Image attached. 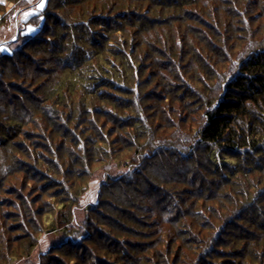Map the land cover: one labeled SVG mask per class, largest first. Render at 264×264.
I'll return each instance as SVG.
<instances>
[{"label": "trees", "instance_id": "obj_1", "mask_svg": "<svg viewBox=\"0 0 264 264\" xmlns=\"http://www.w3.org/2000/svg\"><path fill=\"white\" fill-rule=\"evenodd\" d=\"M7 1L15 5L13 12L28 2ZM76 1L47 0L43 11L28 20L38 31L13 53L0 54V192L3 190L10 197L0 200L1 207H10L0 211V236L1 230L10 227L7 221H13L11 227H17L21 237L26 233L24 230L31 227L30 234L35 239H25L27 243L13 252L16 254L11 253L9 241H5L2 257L30 256L36 247L34 241H38L37 231L44 223L36 218L59 213V222L57 215L52 224L47 222V227L43 228L49 233L55 225L64 235L40 253L37 264H69L70 261L78 264H236L240 249L229 250L228 247L238 245L242 238L229 234L228 230L234 226L246 227L240 222L248 223L244 232L264 230L258 224L253 227L256 231L251 230L252 222H256L252 214L258 219L264 217V175L251 178L247 184L235 180L232 190L221 196L220 202H227L221 207L201 206L196 215L207 213L209 218H204L202 227L210 231L206 237L197 233L193 241L187 237L196 254L190 250L182 254L183 262L176 254V260L171 262L172 247L170 251L155 254L152 249L163 240L173 246L178 239L170 224H178L189 216L184 197L187 191L194 194L193 197L213 200L209 189H215L217 182L223 185L237 175L249 177L255 170L264 174V36L260 37L264 33V0H114L112 6L107 4L100 8L82 7ZM73 7L81 11L75 14ZM3 12L0 10V27L9 22L10 14ZM255 22L258 25L254 26ZM102 26L104 28L99 30ZM145 27L152 29V36L147 40L141 30ZM61 32H64L62 36ZM115 33H120L121 39L112 40L111 34ZM195 33L197 38L192 39ZM130 41H134V45ZM41 56L42 62L45 61L43 56L50 57L43 67L54 64L56 74L69 73L67 82L55 84L53 98L45 88L47 78L42 80L44 68L40 69L44 75L35 76L36 61ZM95 56L99 57L97 61ZM214 56L222 58L217 60ZM234 56H238L237 59ZM16 59L24 62V66L6 82L8 76L3 63ZM228 65L229 70L224 72L222 66ZM214 79L222 82L214 84ZM198 86L204 91L201 90V94ZM187 101H198L197 118L194 116L196 106ZM14 104L18 107L26 104L21 112L35 125L33 131H21L26 119H19V109L11 111ZM148 110L164 115L166 129H172L173 134L183 133L178 143L174 142L178 144L175 148L178 159L189 163L199 158L195 164L205 163L211 171L210 183L206 182L207 178L200 181L202 195L193 193V183L195 181L196 185L201 177H194L192 184L188 182L191 188L180 193L147 174L151 163L164 156L165 150H171V145L164 141L166 137L154 140L158 127L153 141L145 138L140 143L144 133L147 135L151 130L145 128L143 134L137 131L141 127V115L149 114ZM186 111H189L187 119L183 120L185 116L181 115ZM191 116L192 126L197 123L198 128L192 134L196 127L187 126L191 130L187 136L183 129L179 131L177 124L181 127ZM119 131L126 134L122 137L125 143ZM114 134L118 137L113 139ZM19 135H22L20 139ZM56 136L62 138L58 144ZM131 141L137 144L123 162L125 169L116 177L105 174L104 179L105 172L101 174L95 204L78 226L73 224L74 210L81 207V198L88 193L93 164L99 163L104 169L106 164L102 157L127 154ZM67 142L72 148H65ZM116 143L122 147L104 150L106 153L99 156L93 154L101 149L99 147ZM68 150L80 152L85 160L81 161L80 155L75 153L69 158ZM80 163L85 165L82 172L77 173V181L67 182V178L74 175V166ZM193 174L198 176L195 170ZM7 182L10 186L6 188L4 183ZM30 182L44 184L37 190L28 186ZM105 187L112 190L109 193L112 199L108 201L103 199ZM71 189L76 190L71 193ZM115 191L118 192L116 197ZM67 192L68 196H64ZM155 192L161 197L154 201ZM49 194L52 197L48 206L35 208L31 204L37 197ZM171 200H177V204ZM143 201H153L155 205L167 201L171 204L167 206H173L179 216H171L175 211L170 214L165 208L154 214V208ZM195 227V224L186 225L190 231ZM98 234L108 244L97 240ZM69 236L71 238H67ZM130 237L144 241L132 243ZM224 237L229 242L225 243ZM199 248L203 249L198 251ZM20 251L25 254L18 256ZM148 251L151 256L146 255ZM140 253L146 256L136 257ZM258 261L264 264L262 250L254 258L255 263Z\"/></svg>", "mask_w": 264, "mask_h": 264}, {"label": "rangeland", "instance_id": "obj_2", "mask_svg": "<svg viewBox=\"0 0 264 264\" xmlns=\"http://www.w3.org/2000/svg\"><path fill=\"white\" fill-rule=\"evenodd\" d=\"M76 2H77L76 3L77 5H79V3H81L82 7L86 6V5H91V6H95L97 8H100V6L103 7V5H107V4L112 6L114 0H111L112 3H110V0H82V1L81 0H77ZM46 3H47V0H28L26 6H24L23 8H20V9H15V11L13 12L11 10L15 7V5H13L12 3L8 2L7 0H0V4H3L2 6L0 5V8H3V9H0V10L4 11L3 12L4 14H7V15L10 14V16L7 18V20L9 22L5 23L2 27H0V49H2V50H0V54H11V53H13L14 50L18 49L22 44H24V42L26 41V39L28 37H31L32 35H34L38 31V27L36 25L32 24L31 22H28V20H30V18L40 14L43 11V9L46 7ZM41 4H43V7H40ZM76 4H73L72 6H74ZM71 10H72V12L74 11L75 14H76V12L81 11V10H79V8H74V7ZM0 17H1V14H0ZM40 25L41 24H39V26ZM256 25H258L257 22L254 23V26H256ZM102 28H104V27L103 26L100 27L99 30H102ZM149 29H150V27L141 28V30L143 31L142 32L143 38H145V40H147L148 37L152 36V32H151L152 29L151 30H149ZM63 33L64 32H61V36H62ZM195 34H196V36L192 35V39L193 38L194 39L197 38V33H195ZM20 35L22 36V38L19 39ZM111 36H112V40L113 39L116 40L119 37L121 39V34L120 33L111 34ZM122 36H123V34H122ZM263 36H264V33L260 37H263ZM133 42L134 41H132L131 43L133 44ZM110 45H111V43H110ZM66 50H67V47H66ZM236 52H235V55H236ZM62 56H63V58H65L64 57V56H66L65 52H64V54H62ZM214 57L217 60H218V58H222L221 56H214ZM237 57L238 56H234V59H237ZM43 58H45V61L43 60L44 63L41 61L42 60V56L37 58L34 72L37 74L35 76L44 75L43 73H41V70H40L41 68H44L43 71H44L45 75H44V78L42 80H45L47 78V84H46L45 88H47L48 92L50 93V95L53 98L54 96H56L55 94H53L54 88H55V84H57L59 81H61V82L62 81L63 82L66 81L67 82V79H69V73L67 72V73H64L63 75H61L62 72H58V74H56L58 70L54 66V64L45 65V66H47L48 69L46 67H43L45 62H46V60H49L50 57L43 56ZM95 59L97 61L99 59V57L97 58V56H95ZM220 61H222V60L220 59ZM20 62H18L17 59H16L15 62L6 63V61H5L3 63V64H6L5 65V70H6V74L8 76L7 79H6V82L10 81L11 77L13 76L12 74H15V72H18L19 69L22 66H24L23 65L24 62H22V61H20ZM150 62L151 61L148 60L146 63L149 65ZM223 62H225V61H223ZM159 63H157L156 66L159 67V65H160ZM86 66L88 67V64H86ZM150 66L151 65H149V67ZM193 67L196 68L197 66L195 64H193ZM45 68L47 70H45ZM222 68H223L224 72H227L229 70L228 68H230V67L228 65L227 67L226 66H224V67L222 66ZM46 73H48V75H46ZM10 75H12V76L10 77ZM156 81L157 80H155V82ZM220 82H222V81L220 80ZM220 82H219V80L218 81H216L215 79L213 80L214 84H217V83H220ZM197 90H198V92L200 94H201V92H200L201 90H202V92H204L203 89L200 86H198ZM11 94H13V93H11ZM192 102L193 101H190V102H188V104L191 103L190 104L191 106H196L194 108V110H196V113L194 114V116L197 118V115L200 114V113H198L199 111H197V109H198L197 108L198 101H195V103H192ZM14 105H16V106H15V108L11 109V111L14 112L15 109H19L18 110V112L20 111L19 119L20 120L21 119L22 120L26 119L25 120V125L22 126L21 131L22 132H24L26 130L33 131L35 125L33 126L32 125V121L27 119V114L25 112H24L25 114H23V115H22V112H21L23 109H26L25 108L26 104H22V107H21L20 104H19L20 105L19 107L17 106V104H14ZM141 107L143 108L144 104H143V106H140V108ZM142 108H141V110L143 111ZM178 108H179V106H178ZM153 111L150 112L148 110L149 114H147L148 116H151L152 118L154 116L153 119L152 118L151 119L148 118L147 115H143V114H142L143 116L141 115V117H142L141 118V120H142L141 127L137 128V131H139V132H141V134H143L142 132H143V130L145 128L146 129L151 128V130L149 129L150 132L147 130L148 131L147 135H146V133H144L145 137H143L142 140H140V143L142 144L145 141V138L146 139L148 138L149 140L151 139L153 141V139H154L153 134H154L156 128L158 127L159 131L157 129V134H155V139L154 140L157 141L156 140L157 137H160V138L161 137H163V138L166 137V139H164V141H166L167 143H169L171 145V148H170L171 150L170 151L165 150L164 156L158 158L157 160H154L151 163V166L148 168V170H146L147 174H150L151 177L154 180H156L157 182H160V183H163V184L165 183L166 184V186H165L166 188H170V189L173 188L172 191H176L177 190L180 193L182 191L186 192V190L191 188V185H189L188 182H190L192 184V181H193L192 179H194V177H198V178L201 177L200 180H198L196 185L194 184L195 181L193 183L194 188H195L193 193L196 192L197 194L200 195L201 194V191H200V183L201 182L200 181H201L202 178H207L208 181H206V182L210 183L211 181H209V179L211 180V177L209 176V174H210L211 171L209 170V168H207L205 163H201L200 162L199 164H195L194 161H198L199 158L198 159H193V160H191V162L189 161V163H187L188 160L178 159L179 153L175 152V148L177 147L176 145H178L176 143H178L179 136H181L183 133H180L179 135H177L178 134L177 131H176L177 133L173 134L172 132H174V131L172 129L171 130L166 129V125H165V122H164V120H166V119H165L164 115H162L160 113L159 114L153 113ZM188 112L189 111L184 112V115H181V114L178 113V115L185 116V118L183 117V120H186L187 119L186 116H187ZM200 112L202 113L203 109H201ZM35 117H37V116H35ZM192 117L193 116L189 117L190 120L187 123H185L184 125H181V127L183 126L182 128L180 127L179 123L177 124V126L179 127V131L181 132L182 129H183L184 134L187 135V136H189L188 134H191V133L195 134V132H196V130L198 128V124L196 123V124L193 125L196 128L192 129V132H191V130H188L187 126L189 128H193V126H192L193 120H191ZM175 120L178 121V117L175 118ZM163 127H165V128L163 129ZM22 132H21V134H22ZM115 135L116 134H114L111 137L113 139H114V137L117 138L118 136L117 135L115 136ZM124 135H126V134H123V132L119 131V137L122 138ZM21 136L22 135H19L18 139H20ZM194 136H196V135H194ZM163 138H162V140H163ZM122 139L124 140V138H122ZM61 140H62L61 137L56 136L55 142L57 144ZM122 142L125 143L126 140H124ZM174 142H176V143L174 144ZM56 143H54V149H57V144ZM66 144L67 145L65 146V148L66 147L72 148L69 142H67ZM136 144H137V142L131 141V147H130L131 150H127V154L124 153L123 155H120L119 157L118 156H112V158L109 157L107 159H106V157L105 158L102 157L103 160H105V164H106V166L104 168L105 170L103 169V167H101L102 165H99V163L98 164H96V163L93 164L94 173H93V175H91L92 177L89 180V184H88L89 185V190H88V193L84 194L82 196V198H81V207L77 208L76 210H74L75 218L73 219V224L78 226L79 223H81L85 219V216L87 214L86 213L87 210L92 205L95 204V202H96V193H97V190H98L99 185H100L99 178L101 177V174L105 172L104 173V179H106L105 174H111V175H114L115 177L118 174H120L121 171H123V169H125V167L123 166V165H125V163H123L126 160L125 158L131 156L130 155L131 151H133V149L135 148ZM118 146H120L119 143L112 144L110 146L99 147L101 149L97 150V152L94 151L93 154L94 155L96 154V155L99 156L100 153H102V154L106 153V151H104V150L112 151L110 149H114V147L117 148ZM85 147L89 148L86 143H85ZM120 147H122V145ZM126 149H128V147ZM89 150L92 152L91 149H89ZM5 151H6V147L2 149L3 153ZM6 153H8V152H6ZM6 153H5V155H6ZM74 153L80 155V157H81L80 160L81 161L85 160V156L84 155L81 156L80 152L76 153L74 151ZM74 153H73V150H70L69 151V158H73V154ZM59 154H60V152H59ZM8 155H10V153H8ZM72 160H75V159H72ZM207 160H208V158H207ZM84 165H85L84 163H82V164L80 163L79 166H77V167L74 166V175L73 176H69L66 181L71 183V184L75 183L77 181L78 174L81 173L82 170L84 169ZM243 166L244 165L241 166V169L243 168ZM255 166H258V165H255ZM258 167L261 168V166H258ZM239 168H240V166H239ZM194 170L197 172L198 176L196 174L195 175L193 174ZM75 175H77V176H75ZM262 175H264V174L261 173V170H255V172L250 175L251 177L250 176L246 177V175H245V177H240V176L237 175L234 179H232L231 182H230V180L229 181H225V184H223V185L220 184L219 182H217V184H216V182H215V184H216L215 189H209L210 190V194H211L210 196L213 197V200H209V199L206 200V199H204L205 196H203V198L202 197H193L192 195H194V194H192V193L187 191V194L184 197H185V200L187 201L186 208H188L189 216L188 217L186 216L184 220H181L180 221L181 224H179L180 222H178V224H175V223L174 224H170V225H173V226L169 225L172 228L175 236L178 239H176V241L173 243V246L169 245L170 242H168L167 240H163L162 244L156 245L152 249L154 254L158 253V252H160V253L163 252L164 253L167 249H169V251H170V249L172 247V250H171L172 251L171 262L174 259L176 260V258H175L176 254H178V256L180 255V260L182 262H183L184 258L181 255L186 253L187 251L190 250V251H192V254H196V252L191 247L188 238H191V240L193 241V239H195L196 236L198 235L197 233H200V235L202 234L201 235L202 237H204V236L206 237L207 234L210 231V230L208 231V229H206V228L203 229V227H202V225H204L205 220L209 218L207 213L205 215V213L202 212L201 214L196 215V212L201 210V206L203 205L204 208H209L210 206H213V207L214 206L215 207L216 206H220L221 207L222 204L227 203V202H224V203L220 202L222 200L221 196H224L225 194H227V192L229 193V191L232 190V185H233V182L235 180H237V181L240 180V182L242 184H244V182H245V184H247V182L249 180H251V178L257 179V178L261 177ZM66 181L63 183V185L66 184ZM165 181H167L168 183H166ZM173 183H176V184H173ZM43 184L44 183H42V182H40V183H38V182L37 183L30 182V185H28V186L31 187L32 189H37L38 190V189L41 188V186H43ZM77 184L79 185V182ZM220 185H221V187H220ZM9 186H10L9 182L4 183V187L7 188ZM208 188H210V187H208ZM75 190L76 189H71V193H74ZM111 191H109V188L105 187L104 196H103L104 201H108V199H112V198L109 197V193ZM120 191H122V190H120ZM63 194H64V196H68V192L67 193H63ZM114 196L115 197L118 196V192H116L114 194ZM153 196H154V199H153L154 201H155V199L158 200L159 195H158L157 192H155V195H153ZM50 197H52V194L45 195L43 197L39 196V197H37V199L33 200L32 203L30 202L31 200L29 202L31 204H33V206H35V208H38V207H40V208L42 207L43 208V207H45V205L49 204V202L51 203ZM3 198H10V197H7V194H5L4 191L2 190V192H0V200L3 199ZM36 202H38V203H36ZM143 202L146 203V205H150L152 208H154L153 209V213L154 214H156L157 211H163V210H160V209H163V208H165L164 211H167L170 214L175 211L173 206H167V205H171L167 201H164L165 203H163V201H162V203H158V205L153 204V201L151 203L149 201H143ZM173 203L177 204V200H174ZM6 207H7V210H8V208H10L8 206H6ZM6 207H1L0 206V211H2L3 209H6ZM263 207H264V204H263ZM205 210L207 211L208 209H205ZM56 211L58 212L59 209L58 210L56 209ZM63 211L64 210H62V212ZM103 211H105L104 207H103ZM258 212H259V210H258ZM170 214H169V216H170ZM249 214L250 213H247L248 216H250ZM57 215H58L57 221L59 222V220H60L59 213L56 214V216ZM172 215L176 218V217L179 216V213H178V211H177V213L175 211V213L171 214V216ZM253 215H254V219H256V222H255V220L252 222L254 226L252 225L251 230L256 231L257 229H255L253 227H256L257 224H258V226L260 225L264 229V226H263L264 225V217H262L261 219H258V218H256L255 214H252L251 217H253ZM56 216L55 215L54 216L50 215L49 217L47 216L45 218L44 217L36 218V219L41 220L42 223L43 222L44 223H43V225H41V230L39 229L37 231V233H38L37 234L38 241L37 240L34 241V243L36 244V247H35L34 251L28 257H20V258L15 257V258H12V259H9V258L6 259V258L2 257V255H1L2 251L4 252L2 243H5V241H9V243H7V245L11 247V249H10L11 253L12 254H16V253H13V252L14 251H19L21 249V247H24L25 244L27 243L25 241V239L30 238V240H33L34 237H32L31 234H30L31 227H28L27 230H24L26 233H23L24 235L22 234V237H21V235H19L20 233H19L17 227H11V223L13 221H7L8 225L6 223L5 224L7 226H10V227H8L9 229L7 228L6 231L5 230H1V236H0V246H1L0 247V264H30V263L37 264L38 259H39L38 257L40 256V253L43 252V251H46L49 247H52L53 243L60 241L62 239V236L64 235L62 230H61V228H59V227L56 228L55 225H54L53 229L51 227V230H50L49 233H48L49 230L43 228V227H47V224H46L47 222H50L52 224V221H54ZM204 218H206V219H204ZM38 223H39V221H38ZM128 224H129V226H133V225H130V223H128ZM188 224H195L196 227L192 231H190V230H188L186 228V225H188ZM240 224L241 225L245 224V226L248 227V223H246V222L245 223L240 222ZM0 225H1V223H0ZM1 226H0V228H1ZM164 226L167 227L168 225L165 224ZM246 227L242 226L241 229H239V228H236L234 226V227H231L228 230L229 234H236L238 236L241 235L240 238H242V241L238 245L237 244L236 245H232L231 244V245H229L228 248H229V250H239L240 249V257L236 258V264H258L259 261L255 263L254 262V258L258 256V253H260L261 250L264 251V230L261 231V233H263V234H261L259 232H244L243 228H246ZM44 230H46V232H44ZM194 230H196V232H194ZM40 231H41V233L39 234ZM241 232L244 233L245 235H243ZM34 233L36 234V232H34ZM212 234H213V232H212ZM175 236H174V238H175ZM22 238H24V239L20 240ZM67 238H71V237L69 236ZM100 238H101V236L98 234L96 236V239L97 240L99 239L101 241L103 240L102 242H105L104 244H108L107 240L100 239ZM238 239L236 241H238ZM129 240L132 243H135V242H138V241L139 242H143L144 241V239H135L134 237L133 238L130 237ZM145 241H147V240H145ZM14 242H17V243H14ZM95 242H96L95 243L96 246H98L97 245V241H95ZM224 242L227 243L229 241H228V239L225 238ZM202 246H204V245H202ZM202 246H200V247H202ZM113 248L114 249L116 248L118 250V247H113ZM202 249L199 248L198 251H201ZM83 253H84V251L81 250L80 254L82 255ZM21 254L24 255L25 251H23V253H22V251L17 253L18 256H20ZM72 255L74 256L75 254H72ZM146 255L147 256H151V253L148 251L146 253ZM146 255H143L142 253H140V254L136 255V257L143 258V256H146ZM76 256H79V255H76ZM112 260H114V259H112ZM69 264H78V263H76V261H70ZM206 264H208V262Z\"/></svg>", "mask_w": 264, "mask_h": 264}, {"label": "snow or ice", "instance_id": "obj_3", "mask_svg": "<svg viewBox=\"0 0 264 264\" xmlns=\"http://www.w3.org/2000/svg\"><path fill=\"white\" fill-rule=\"evenodd\" d=\"M40 7H43V4H41ZM0 50H2V49H0Z\"/></svg>", "mask_w": 264, "mask_h": 264}]
</instances>
